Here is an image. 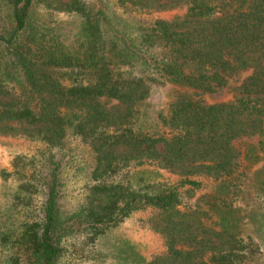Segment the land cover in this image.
<instances>
[{"label": "trees", "instance_id": "16d2710c", "mask_svg": "<svg viewBox=\"0 0 264 264\" xmlns=\"http://www.w3.org/2000/svg\"><path fill=\"white\" fill-rule=\"evenodd\" d=\"M0 150V264H264V0H0Z\"/></svg>", "mask_w": 264, "mask_h": 264}, {"label": "rangeland", "instance_id": "374dc122", "mask_svg": "<svg viewBox=\"0 0 264 264\" xmlns=\"http://www.w3.org/2000/svg\"><path fill=\"white\" fill-rule=\"evenodd\" d=\"M171 101L165 96L164 88L159 85L154 86L152 97L149 100V114L152 116H155L158 112L162 111V109L165 107L166 103ZM9 158L7 157L6 153L4 151L0 150V170L1 168H7L10 172L12 171V167L9 165ZM247 193H249L251 190L249 186L247 185ZM8 185H3L0 183V204L3 203L6 200V193L9 190ZM240 207L244 209H248V206L251 205V202L248 197L244 199V201L238 202ZM142 226L141 222H139L137 219L134 223L130 224L127 229L123 231V236L128 235L131 237H134L136 239H139L140 233V227ZM143 233V232H142ZM154 238V237H153ZM152 234L147 235V239L152 240ZM154 240V239H153ZM103 254L104 256H107V239L104 243H101L99 247H96L94 251L90 253V250H86L85 256L87 257L84 260L79 259V264H94L96 261H94V258L98 259V254Z\"/></svg>", "mask_w": 264, "mask_h": 264}]
</instances>
